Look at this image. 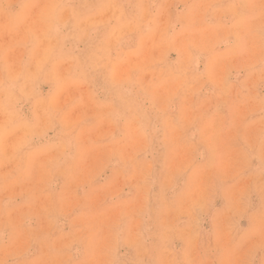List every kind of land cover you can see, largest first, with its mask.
Returning <instances> with one entry per match:
<instances>
[{
  "label": "rangeland",
  "instance_id": "374dc122",
  "mask_svg": "<svg viewBox=\"0 0 264 264\" xmlns=\"http://www.w3.org/2000/svg\"><path fill=\"white\" fill-rule=\"evenodd\" d=\"M0 264H264V0H0Z\"/></svg>",
  "mask_w": 264,
  "mask_h": 264
}]
</instances>
